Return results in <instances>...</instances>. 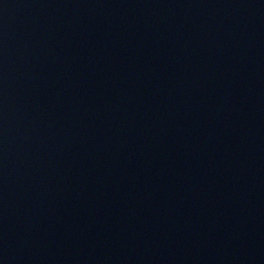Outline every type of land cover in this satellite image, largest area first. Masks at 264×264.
<instances>
[{"label":"water","instance_id":"water-1","mask_svg":"<svg viewBox=\"0 0 264 264\" xmlns=\"http://www.w3.org/2000/svg\"><path fill=\"white\" fill-rule=\"evenodd\" d=\"M0 264H264V0H0Z\"/></svg>","mask_w":264,"mask_h":264}]
</instances>
